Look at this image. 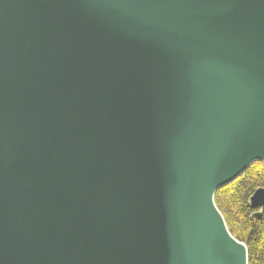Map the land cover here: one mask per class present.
Returning <instances> with one entry per match:
<instances>
[{
    "label": "water",
    "instance_id": "water-1",
    "mask_svg": "<svg viewBox=\"0 0 264 264\" xmlns=\"http://www.w3.org/2000/svg\"><path fill=\"white\" fill-rule=\"evenodd\" d=\"M255 162L264 0H0V264H241Z\"/></svg>",
    "mask_w": 264,
    "mask_h": 264
},
{
    "label": "trees",
    "instance_id": "trees-1",
    "mask_svg": "<svg viewBox=\"0 0 264 264\" xmlns=\"http://www.w3.org/2000/svg\"><path fill=\"white\" fill-rule=\"evenodd\" d=\"M257 189L264 190V170L258 162L234 182L219 189L213 198L229 234L245 245L248 264H264V207L253 210L248 206ZM258 212L260 215L255 217Z\"/></svg>",
    "mask_w": 264,
    "mask_h": 264
},
{
    "label": "bare ground",
    "instance_id": "bare-ground-1",
    "mask_svg": "<svg viewBox=\"0 0 264 264\" xmlns=\"http://www.w3.org/2000/svg\"><path fill=\"white\" fill-rule=\"evenodd\" d=\"M257 160H260V162L262 163V161H263V157H262V155H259L258 158H257ZM260 162H258V163H260ZM255 163H256V162H255ZM251 165H252V164H251ZM251 165H250V166H251ZM250 166H249V167H250ZM262 166H263V165H262ZM249 167H248V168H249ZM248 168H247V169H248ZM247 169H246V170H247ZM246 170H245V171H246ZM263 170H264V169H263ZM245 171H244V172H245ZM244 172H243V173H244ZM243 173H242V174H243ZM242 174H241V175H242ZM241 175H239L238 177H240ZM238 177H237V178H238ZM237 178H236V179H237ZM236 179H234L233 181H231V182L228 183V184H231V183L234 182ZM228 184H226V185L220 187L219 189H221V188L227 186ZM219 189H217L216 192H217ZM216 192H215V193H216ZM214 195H215V194H214ZM213 203H214V200H213ZM214 206H215V204H214ZM215 208H216V206H215ZM216 209H217V208H216ZM217 211H218V209H217ZM218 212H219V211H218ZM219 213H220V212H219ZM220 215H221V214H220ZM221 217H222V215H221ZM222 220H223V222H224V224H225V227H226V229H227V226H226V223H225L223 217H222ZM230 236H231V235H230ZM231 237H232V236H231ZM232 238H233V237H232ZM233 239H234V238H233ZM233 241H234V242H233L234 245H235L237 248H239V249L241 250V252H242L241 255H240V257L238 258V261L240 260L241 264H245V260H246V259H245V255H246V253H247V249H246V251H245V248H246V247H244L245 245L243 246V245H242L243 243L241 244V243L237 242V240H235V239H234ZM238 261H237V262H238ZM240 262H239V263H240ZM247 264H248V259H247Z\"/></svg>",
    "mask_w": 264,
    "mask_h": 264
},
{
    "label": "rangeland",
    "instance_id": "rangeland-1",
    "mask_svg": "<svg viewBox=\"0 0 264 264\" xmlns=\"http://www.w3.org/2000/svg\"><path fill=\"white\" fill-rule=\"evenodd\" d=\"M253 194H254V193H253ZM252 196H253V195H252ZM252 196H251V197H252ZM221 214H222V213H221ZM222 217H223V216H222ZM235 240H236V239H235ZM238 242H239V241H238ZM240 243H241V242H240Z\"/></svg>",
    "mask_w": 264,
    "mask_h": 264
}]
</instances>
